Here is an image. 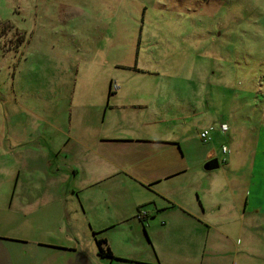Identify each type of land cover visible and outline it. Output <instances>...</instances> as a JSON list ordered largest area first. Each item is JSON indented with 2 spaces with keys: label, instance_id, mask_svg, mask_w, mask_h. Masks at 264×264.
Masks as SVG:
<instances>
[{
  "label": "rangeland",
  "instance_id": "374dc122",
  "mask_svg": "<svg viewBox=\"0 0 264 264\" xmlns=\"http://www.w3.org/2000/svg\"><path fill=\"white\" fill-rule=\"evenodd\" d=\"M151 87L173 95L167 112L174 128L191 127L196 160L210 151L224 177L238 178L239 264H264V0H0V124L11 183L21 169L15 137L37 119L25 107L43 108L44 93L63 105L58 125L71 128L81 92L121 90L127 103ZM212 124L205 143L198 133ZM131 210L138 220L139 207ZM147 220V242L152 232L166 238L194 225Z\"/></svg>",
  "mask_w": 264,
  "mask_h": 264
},
{
  "label": "crops",
  "instance_id": "0c3cea01",
  "mask_svg": "<svg viewBox=\"0 0 264 264\" xmlns=\"http://www.w3.org/2000/svg\"><path fill=\"white\" fill-rule=\"evenodd\" d=\"M143 91L127 103L121 90L81 92L71 128L58 125L63 105L44 93L45 113L37 104L40 111L25 107L37 119L12 145L21 168L15 184L0 124V264H239L232 238L235 230L244 233L238 178L224 177L210 151L196 160L191 127L174 128L167 112L173 95ZM212 160L214 167H202ZM146 204L148 220L194 225L166 238L152 232L147 242L140 232L146 222L131 210ZM119 227L120 237L111 233ZM102 238L119 259L100 255Z\"/></svg>",
  "mask_w": 264,
  "mask_h": 264
},
{
  "label": "built area",
  "instance_id": "2783aa9c",
  "mask_svg": "<svg viewBox=\"0 0 264 264\" xmlns=\"http://www.w3.org/2000/svg\"><path fill=\"white\" fill-rule=\"evenodd\" d=\"M228 129H229V127H228V125L226 123L221 124V126L219 127V130H221L222 133H227ZM213 130H214V126H211L209 128H206V129L202 130L200 132V138L203 141H205V142L211 141L213 139V136H212V131ZM222 151H223L224 154H227L229 152V148L226 145H223L222 146ZM149 216H150V213H149V211L146 208L141 207L138 210L137 217L140 220H147Z\"/></svg>",
  "mask_w": 264,
  "mask_h": 264
},
{
  "label": "trees",
  "instance_id": "16d2710c",
  "mask_svg": "<svg viewBox=\"0 0 264 264\" xmlns=\"http://www.w3.org/2000/svg\"><path fill=\"white\" fill-rule=\"evenodd\" d=\"M209 162L212 164L213 167H214L215 164L217 163L216 160H212V161H209ZM140 208H141V207H139V209H140ZM141 221H142V222H145L146 220H141ZM97 244H98V248H99V253H100V255H102V256H104V257H109V258H112V259H119V258H117V257L113 254V252H112L111 248L109 247L108 242H107L106 239H104V238L99 239V240L97 241Z\"/></svg>",
  "mask_w": 264,
  "mask_h": 264
},
{
  "label": "water",
  "instance_id": "95a60500",
  "mask_svg": "<svg viewBox=\"0 0 264 264\" xmlns=\"http://www.w3.org/2000/svg\"><path fill=\"white\" fill-rule=\"evenodd\" d=\"M213 166L210 162H208L206 165H205V168L206 169H211Z\"/></svg>",
  "mask_w": 264,
  "mask_h": 264
}]
</instances>
